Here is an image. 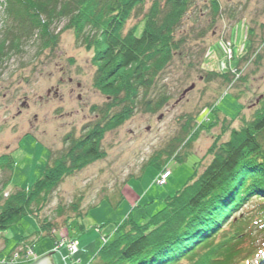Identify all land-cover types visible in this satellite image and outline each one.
<instances>
[{
    "label": "rangeland",
    "instance_id": "obj_1",
    "mask_svg": "<svg viewBox=\"0 0 264 264\" xmlns=\"http://www.w3.org/2000/svg\"><path fill=\"white\" fill-rule=\"evenodd\" d=\"M216 1L221 14L212 26L210 0H194L182 21L179 35L189 33L186 52L174 57L159 82L170 96L166 105L155 113L136 110L106 132L101 159L63 177L39 212L0 232V264H32L49 252L51 264H88L117 237L118 225L127 218L144 222L161 210L166 199L207 166L214 144L220 145L230 131L253 118L264 101V0ZM151 2L146 0L133 12L124 31L134 26L140 30ZM5 8L6 0H0V33L10 22ZM65 24L62 20L51 25L57 33L54 48L38 52L28 42L22 53L0 63V156L12 157L4 198L15 189H29L42 175L49 154L53 158L63 151L67 135L80 136L97 118L91 107L106 101L92 84L93 50ZM212 72L229 73L230 81H207ZM188 123L192 139L182 146L176 139L183 141ZM174 149L177 160L166 155ZM157 157L164 163L160 170L145 166ZM165 169L170 177L158 185L156 178ZM4 175L8 172L0 169V188ZM78 198L79 211L85 213L79 219L71 209ZM44 219L52 231L41 232L39 222ZM253 237L254 247L264 250V234L256 231ZM70 239L78 241L74 248ZM28 245L33 246L30 256ZM259 256L253 253L244 264L256 263Z\"/></svg>",
    "mask_w": 264,
    "mask_h": 264
},
{
    "label": "trees",
    "instance_id": "obj_2",
    "mask_svg": "<svg viewBox=\"0 0 264 264\" xmlns=\"http://www.w3.org/2000/svg\"><path fill=\"white\" fill-rule=\"evenodd\" d=\"M145 1L6 0L10 22L0 33V63L22 53L28 42L38 52L54 48L57 33L51 25L65 20L64 27L93 50L92 84L106 101L91 107L97 118L83 127L80 136L67 135L63 151L53 158L49 154L42 175L29 189H15L2 197L11 179L12 157L0 156V169L8 172L1 180L0 232L25 215L39 212L63 177L101 159L100 142L106 132L122 125L136 110L155 113L170 99L159 84L160 77L175 56L186 52L189 33L179 35V29L194 0H152L140 30L134 26L124 31ZM210 6L212 26L221 9L216 0H210ZM247 46L249 50L250 43ZM215 78L230 81L229 73L214 72L206 80ZM193 131L186 124V136L176 142L185 146ZM213 148L207 166L166 199L161 210L141 223L127 218L116 228L117 237L103 245L88 264H244L250 255L261 252L254 247L253 235L256 231L264 234V101L251 120ZM166 155L179 157L176 149ZM157 158L145 166L160 170L164 163ZM80 200L71 203L77 219L85 214L79 211ZM250 202H255L252 209L242 216L240 211ZM39 226L41 232L52 231L46 219ZM247 240V247H240ZM248 264H264V257Z\"/></svg>",
    "mask_w": 264,
    "mask_h": 264
},
{
    "label": "built area",
    "instance_id": "obj_3",
    "mask_svg": "<svg viewBox=\"0 0 264 264\" xmlns=\"http://www.w3.org/2000/svg\"><path fill=\"white\" fill-rule=\"evenodd\" d=\"M160 176V177H159ZM159 176H158V179L156 180L157 181V183L159 184V185H164L165 184V179L168 177V176H170V171L169 170H164L163 171V173H159ZM76 246V241H73L72 243H71V246H70V248H74ZM30 250L31 249H28L27 251H26V255H28L29 253H30Z\"/></svg>",
    "mask_w": 264,
    "mask_h": 264
},
{
    "label": "water",
    "instance_id": "obj_4",
    "mask_svg": "<svg viewBox=\"0 0 264 264\" xmlns=\"http://www.w3.org/2000/svg\"><path fill=\"white\" fill-rule=\"evenodd\" d=\"M188 89H191V87H189ZM49 253H51V252H49ZM49 253L44 255V256H42L41 258H39L38 260H36L32 264H51L50 263Z\"/></svg>",
    "mask_w": 264,
    "mask_h": 264
},
{
    "label": "bare ground",
    "instance_id": "obj_5",
    "mask_svg": "<svg viewBox=\"0 0 264 264\" xmlns=\"http://www.w3.org/2000/svg\"><path fill=\"white\" fill-rule=\"evenodd\" d=\"M165 170H166V169H165ZM158 176H159V175H158ZM159 177H160V176H159ZM169 177H170V176H168V177L165 179V181H164L165 183H166V181H167V179H168ZM157 179H158V177L156 178V180H157ZM156 183H157V181H156ZM157 184H158V183H157ZM158 185H159V184H158ZM69 241H76V243L78 244V241H77L76 239H70ZM31 247H32V248H31ZM25 248H27V247L22 248V249H21V252H22ZM28 248L31 249V250H30V253L28 254V255L30 256V255L33 254V246H29V245H28ZM18 253H19V252H18ZM28 255H27V256H28ZM36 260H38V258H37Z\"/></svg>",
    "mask_w": 264,
    "mask_h": 264
}]
</instances>
